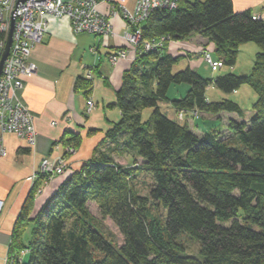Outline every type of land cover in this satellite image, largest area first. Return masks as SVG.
Returning a JSON list of instances; mask_svg holds the SVG:
<instances>
[{
    "label": "trees",
    "instance_id": "1",
    "mask_svg": "<svg viewBox=\"0 0 264 264\" xmlns=\"http://www.w3.org/2000/svg\"><path fill=\"white\" fill-rule=\"evenodd\" d=\"M142 30L147 41L207 38L223 66H235L242 44L254 43L259 51L250 76L229 73L211 80L191 68L174 72L181 58L165 51L168 44L140 54L117 92L121 120L91 160L61 174L59 188L32 215L51 176L43 174L34 184L16 224L17 253L9 264H264V20H254L249 10L237 13L233 0H182L174 11L154 12ZM182 85L189 86L186 95L169 100L170 88ZM213 85L226 94L249 86L257 95L251 117L235 102L209 100ZM90 86L79 80L80 90L89 92ZM161 103L170 104L178 118L198 112L241 120L230 121L229 137L218 130L199 136L187 120L162 112ZM146 109H153L149 120ZM63 143L67 157V149L80 148L82 138L71 134ZM127 158L130 166L119 163ZM140 170L153 181L148 196L134 185ZM91 203L102 220L116 225L121 246L98 227ZM151 206L165 216H154ZM185 238L195 240V255L188 253ZM25 250L27 261L21 259Z\"/></svg>",
    "mask_w": 264,
    "mask_h": 264
},
{
    "label": "crops",
    "instance_id": "2",
    "mask_svg": "<svg viewBox=\"0 0 264 264\" xmlns=\"http://www.w3.org/2000/svg\"><path fill=\"white\" fill-rule=\"evenodd\" d=\"M233 2L237 13L249 10L264 17V0ZM100 11L109 14V7L100 5ZM110 21L113 33L107 40H102L92 34H75L68 19L50 20L43 42L32 51L31 62L36 67V73L24 79L19 97L34 116L36 145L31 147L26 140L14 134L3 136L7 156L0 158V202L3 203L0 212V264H9L10 258L17 253L13 245L16 224L34 184L43 175V162L47 160L57 165L59 159L65 158L68 173L79 169L92 159L95 149L106 139L107 132L121 120L120 109L116 106L117 92L122 87L124 73L130 70L133 62L121 61L116 66L110 64L108 55L126 46L123 38L126 26L121 15L110 18ZM204 48L214 53V60L219 61L214 43L198 34L184 41L171 42L166 51L181 58L177 65L179 71L191 68L201 74L205 61L197 53ZM91 49L95 52L92 53ZM89 70L93 71L91 80L86 78ZM223 73L221 75L229 74L228 70ZM80 79L90 82L89 92L78 88ZM188 90L186 85L173 86L168 98L171 101L180 99ZM88 99L95 103L90 113L87 112ZM165 109L166 113H175L179 120L186 118H178L172 107ZM229 115L235 119V114ZM206 118L204 126L214 124ZM90 130L95 131L94 134L89 135ZM71 134L80 135L82 144L75 153L65 157L63 140H69ZM128 160L130 158L119 163L127 161V165ZM63 176L54 175L45 183L36 197L32 215L59 188ZM32 227L33 224H29L23 234L25 244L30 241ZM21 259H29L27 250L21 253Z\"/></svg>",
    "mask_w": 264,
    "mask_h": 264
},
{
    "label": "built area",
    "instance_id": "3",
    "mask_svg": "<svg viewBox=\"0 0 264 264\" xmlns=\"http://www.w3.org/2000/svg\"><path fill=\"white\" fill-rule=\"evenodd\" d=\"M130 0H0V48H5L7 37L14 19L13 44L0 77V158L7 156L3 136L14 134L24 139L31 147L36 145V128L33 114L22 102L19 92L24 86V79L36 73L31 62L32 51L43 42L50 20L68 19L75 34H92L107 40L113 33V25L108 17L121 15L126 31V46L118 48L108 55L112 66L121 61L134 62L140 54L160 51L167 44L168 38L152 41L143 39L142 27L156 11H174L182 0H135L133 10L128 8ZM100 5L109 7V14L100 11ZM254 20H264L260 14H253ZM92 53L95 49L90 50ZM213 71L223 67L222 61H214L205 49L199 51ZM86 78L93 79L89 70ZM95 106L92 99L87 101V112ZM193 112L192 115H197ZM183 117V115H180ZM198 117V116H197ZM73 154V148L67 149ZM65 158L57 165L43 162L42 173L54 176L64 173ZM3 203L0 202V212Z\"/></svg>",
    "mask_w": 264,
    "mask_h": 264
},
{
    "label": "rangeland",
    "instance_id": "4",
    "mask_svg": "<svg viewBox=\"0 0 264 264\" xmlns=\"http://www.w3.org/2000/svg\"><path fill=\"white\" fill-rule=\"evenodd\" d=\"M187 1H195V0H187ZM134 3H135V0L129 1L128 8L131 11L133 10ZM110 18H112V16L108 17V19H110ZM170 43H171V41L168 40L167 44H170ZM204 49L207 53H210L213 60L216 59L214 53L209 51L208 48H204ZM258 51H259V48L254 43L242 44L239 47V55H238L237 62L235 64V66L232 67V66L226 65V66H224L223 69L219 68L220 70H218V71H213L211 69V67L209 66V64L204 59H202L203 61H205V65L202 67V70H201L202 73L200 75L202 77H204L205 79L211 80L213 77H215L217 75H218V77L222 76L221 74L223 72H225V70H228L229 73L231 72V74H234V75L250 76L252 74V71H253L254 60H255L256 53ZM1 52H2V48H0V55H1ZM197 56L202 57V55L199 53H197ZM183 70H186V69H183ZM178 71H179V69L176 65L174 68V72H178ZM213 74H214V76L212 77ZM207 96H208L209 100H212L213 102H221L223 100H230L232 102L239 104L246 111L245 112L246 113V119H249L251 117L252 106H253V103L256 101V97H257L255 92L249 86H246V85L242 86L237 92H234L231 94L223 93L217 87L212 86L209 88ZM167 106L170 107L166 103L160 104L162 112H164V113L167 112L165 109ZM152 115H153V109H146L144 119L149 120L152 117ZM166 115L173 120L180 121L181 123H183L184 121L187 120L190 123L189 126H190L191 130L199 136H201L204 132L209 133V132L216 131V130L220 131V134H222L224 137L230 136L229 123L233 118H231L232 115H229V113H221L218 115L207 114L208 115L207 118L204 117V115L202 113H197V115L189 116L188 119L186 118L184 121L177 119L176 114L173 112L171 114H170V112L166 113ZM233 117L235 118V120H238V121L241 120L238 118L237 115H234ZM205 118L209 119L211 121H214L213 122L214 124L209 125V126H207V125L204 126L205 125L204 124ZM198 121L200 124L198 123ZM4 157H6V156H4ZM4 157H1V158H4ZM122 160H125V159H122ZM126 162L123 161L121 164L124 165L125 167L130 166V164H131L130 161L128 160L129 165L128 164L126 165L125 164ZM152 183H153V181H152L150 175H148L147 172L144 170H140L137 174L136 179H134V185H135L137 191L142 196H148L149 189H150V186L152 185ZM88 206H89V210H90L92 216L95 219H97L98 221H101V223L98 224V227L102 230V232L107 237H109L111 240H113L115 243H117L119 246H121L123 244L124 238L121 235V233L119 232V230L117 229L116 225L109 219L102 220L101 216L99 214V211H98L97 207L95 206V204L91 203ZM151 213L154 216H159V217L165 216V211L162 208H154L151 206ZM191 240L195 241L194 239H191ZM191 240L189 241V239L185 238L186 242H184V243H185V246L187 248L188 253L195 255L197 253V245L194 244L193 242H191Z\"/></svg>",
    "mask_w": 264,
    "mask_h": 264
},
{
    "label": "water",
    "instance_id": "5",
    "mask_svg": "<svg viewBox=\"0 0 264 264\" xmlns=\"http://www.w3.org/2000/svg\"><path fill=\"white\" fill-rule=\"evenodd\" d=\"M14 24H15V21L13 19L12 26H11L10 32L8 34V37H7V42H6L5 48L1 52V55H0V77H1V74H2V71L4 68V64H5L6 60L8 59V56L10 54V50H11V47L13 44Z\"/></svg>",
    "mask_w": 264,
    "mask_h": 264
},
{
    "label": "bare ground",
    "instance_id": "6",
    "mask_svg": "<svg viewBox=\"0 0 264 264\" xmlns=\"http://www.w3.org/2000/svg\"><path fill=\"white\" fill-rule=\"evenodd\" d=\"M199 53V52H198Z\"/></svg>",
    "mask_w": 264,
    "mask_h": 264
}]
</instances>
